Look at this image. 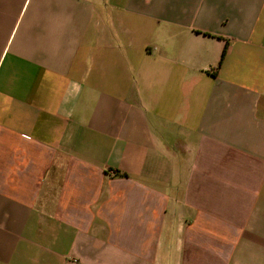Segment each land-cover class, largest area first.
Listing matches in <instances>:
<instances>
[{"label": "crops", "instance_id": "1", "mask_svg": "<svg viewBox=\"0 0 264 264\" xmlns=\"http://www.w3.org/2000/svg\"><path fill=\"white\" fill-rule=\"evenodd\" d=\"M0 264H264V0H0Z\"/></svg>", "mask_w": 264, "mask_h": 264}, {"label": "trees", "instance_id": "2", "mask_svg": "<svg viewBox=\"0 0 264 264\" xmlns=\"http://www.w3.org/2000/svg\"><path fill=\"white\" fill-rule=\"evenodd\" d=\"M225 54H226V48L223 50V53H222V56H221L220 62L223 60ZM122 175L126 176L127 174H126V173H123Z\"/></svg>", "mask_w": 264, "mask_h": 264}]
</instances>
